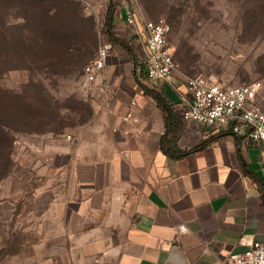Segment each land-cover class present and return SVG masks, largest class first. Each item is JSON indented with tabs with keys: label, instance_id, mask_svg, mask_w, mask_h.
<instances>
[{
	"label": "crops",
	"instance_id": "obj_1",
	"mask_svg": "<svg viewBox=\"0 0 264 264\" xmlns=\"http://www.w3.org/2000/svg\"><path fill=\"white\" fill-rule=\"evenodd\" d=\"M94 85L105 98L72 140L22 141L30 189L15 205L29 264H228L264 244V144L186 119V88L165 85L160 103L145 85L109 101Z\"/></svg>",
	"mask_w": 264,
	"mask_h": 264
},
{
	"label": "rangeland",
	"instance_id": "obj_2",
	"mask_svg": "<svg viewBox=\"0 0 264 264\" xmlns=\"http://www.w3.org/2000/svg\"><path fill=\"white\" fill-rule=\"evenodd\" d=\"M139 1L141 21L171 25L169 45L177 69L169 82L151 85L139 63L143 41L123 21H114L121 45H113L107 66L112 98H132L143 91L141 85L165 97V85L183 91L188 79L205 77L230 87L261 82L264 110V21H244L248 0H151L152 13L145 0ZM110 5H116V17L122 0H0V104L20 105L44 122L58 115L55 128L66 135L89 121L93 103L105 96L87 82L83 69L106 41L102 32ZM170 9L178 21L168 20ZM54 125L13 133V167L0 183V264L30 263V251H22L31 239L23 232L28 219L16 217L22 206L16 213L15 204L29 194L31 177L18 166L20 148L24 138L48 134Z\"/></svg>",
	"mask_w": 264,
	"mask_h": 264
},
{
	"label": "built area",
	"instance_id": "obj_3",
	"mask_svg": "<svg viewBox=\"0 0 264 264\" xmlns=\"http://www.w3.org/2000/svg\"><path fill=\"white\" fill-rule=\"evenodd\" d=\"M121 6L127 25L144 43L145 54L141 62L147 80L151 83L169 82L177 69L169 45L171 26L165 20L141 21L139 0H122ZM112 49L113 43L101 42L96 58L84 70L88 83H104L108 101L113 89L105 80ZM262 88L261 82L230 87L205 77L190 78L186 81V92L180 94L186 108L184 117L205 126L228 129L251 143L264 144V110L259 104ZM137 106V102H132L126 121L135 122L133 107ZM67 139L72 140V137L67 136ZM181 231L186 233L188 229L182 225ZM228 264H264V244L254 242L245 253L231 255Z\"/></svg>",
	"mask_w": 264,
	"mask_h": 264
},
{
	"label": "trees",
	"instance_id": "obj_4",
	"mask_svg": "<svg viewBox=\"0 0 264 264\" xmlns=\"http://www.w3.org/2000/svg\"><path fill=\"white\" fill-rule=\"evenodd\" d=\"M145 3L148 9V13H152L150 8L151 0L149 1L145 0ZM247 3L249 4V9L246 11L244 21H264V0H248ZM114 6L116 5H110L108 9L105 18V25L103 26L102 35H104L106 41L113 43V45L114 44L121 45V41L118 38H116L113 33L114 19H115ZM170 10L171 12L168 13L169 15L168 20L171 21L172 23L178 21V17L176 13L173 11V9ZM94 59H92L89 63H91ZM141 66L143 68L144 76L147 79L146 70L142 62H141ZM85 67L83 69V73ZM146 93L157 100L160 99V103H161V97H159L158 95H154L148 90ZM21 107L20 105L17 106V104L15 103H12L11 105H8L6 107L0 104V183L7 178V176L11 172V168L13 167L12 157H13V147L15 142L13 133L26 131L28 127L30 128L31 126L38 124H47V126L50 125L53 126L54 124L55 125L59 124V123L57 124V119H56L58 115L53 114V118L51 120L44 122V120H41L40 117L32 118L31 115L29 114V111ZM18 124H21L24 129H21L22 128L20 127L21 125ZM55 125L52 128L50 127L51 129L49 130V132L55 134H61L60 132H58L61 128L57 129L55 128Z\"/></svg>",
	"mask_w": 264,
	"mask_h": 264
}]
</instances>
